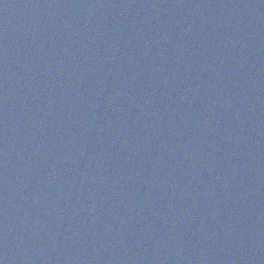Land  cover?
<instances>
[{"label": "water", "instance_id": "water-1", "mask_svg": "<svg viewBox=\"0 0 264 264\" xmlns=\"http://www.w3.org/2000/svg\"><path fill=\"white\" fill-rule=\"evenodd\" d=\"M0 264H264V0H0Z\"/></svg>", "mask_w": 264, "mask_h": 264}]
</instances>
